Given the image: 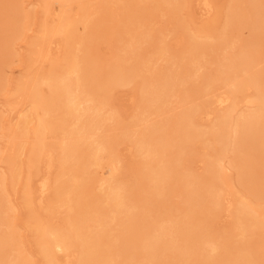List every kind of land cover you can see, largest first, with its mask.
<instances>
[{
    "label": "bare ground",
    "instance_id": "1",
    "mask_svg": "<svg viewBox=\"0 0 264 264\" xmlns=\"http://www.w3.org/2000/svg\"><path fill=\"white\" fill-rule=\"evenodd\" d=\"M116 2L124 7V30L134 23L137 28L136 35L127 39L125 57L108 70V65L95 61L92 54L99 23L88 14L87 3L42 1L46 21L31 54L48 61L61 45L65 55L55 60L48 72L38 69L24 76L15 90L17 96L27 97L31 110L18 112L17 122L9 127L10 149L0 150V161L10 152L3 159L9 166L10 182L8 176L0 174V264H35L19 245L10 215L15 207L5 190L7 182L16 186L21 180L22 164L18 160L27 142L20 140V131L33 136L27 167H47V173L37 182V202L44 206L46 195L52 191V204L59 203L67 210L61 226L33 217L36 248L46 264H61V254L75 260L67 264H161L163 255L171 259L162 264H264V210L256 203L264 200V50L259 46L264 42V0H232L224 18L225 29L248 27L252 40L244 42L237 53L229 52L219 62L217 75H202L203 86L189 80L197 78L192 66L198 65L201 57L214 59L219 50L230 49L233 43L224 33L213 34L211 28L191 33L188 25L180 23L187 48L174 62H180L183 71L166 68L143 79L139 120L143 122L151 112L165 113L169 99L178 96L180 86L187 85L189 96L180 98L182 108L173 119L146 123L135 137L128 136L139 158L134 168L136 189L118 178L116 138L113 142L105 132L97 133L106 130L104 122L108 120L101 118V106L109 104L116 87L131 85L143 77V69L152 62L137 45L155 39L144 31V22L161 7L167 9L166 14L178 17L185 0ZM75 3H80L83 10L78 20L71 19L67 10ZM28 7L33 4L28 2ZM106 9L102 7L103 12ZM201 10L202 17H209L213 2L202 0ZM55 14L57 22L50 26L48 19ZM30 17L23 0H0V92L8 84V68L16 55L14 44L30 30ZM81 26L84 34L79 33ZM52 36H60L62 42L54 43ZM168 51L163 44L157 48L160 59ZM216 81L224 85L225 93L213 91ZM211 90V101L192 100ZM251 90L254 110L236 114L241 101L250 99ZM112 119L114 112L109 117ZM205 119L209 125L202 124ZM49 135L59 136L54 144L47 142ZM198 146L205 152L201 174L186 164ZM230 154L233 158L227 165ZM55 166L57 177L52 181L49 172ZM231 167L237 171V183L249 192L248 199L234 195V203L230 202L234 194L228 173ZM30 177L23 193L28 207L34 202ZM173 192L182 199L177 218L166 200ZM220 208L235 221L225 232L227 236H216L209 230ZM152 212H157L155 217L150 216Z\"/></svg>",
    "mask_w": 264,
    "mask_h": 264
},
{
    "label": "rangeland",
    "instance_id": "2",
    "mask_svg": "<svg viewBox=\"0 0 264 264\" xmlns=\"http://www.w3.org/2000/svg\"><path fill=\"white\" fill-rule=\"evenodd\" d=\"M42 1L43 0H28V2H31L33 4V7L29 9L27 0H23L26 12L31 15L30 19L27 21L30 30L26 32L25 36L21 40L15 42L14 44L16 55L13 59L14 63L8 68V84L6 90L0 92V108L2 109L0 110V114L2 116V127L0 128V150H2L1 148L4 147L10 149V146L8 147V145H10L8 137L9 127L17 122L16 116L18 115V112L23 110V113H26L31 110L29 108L27 97L16 95L15 90L19 86L22 78L30 73L35 72L38 69H40L39 71L41 72H48L51 66H53L54 61H60L65 55V49L61 45L59 47L57 46L58 48L51 53L50 60L48 61H44L39 57L31 54L32 49L34 48L33 44L39 40L41 25L46 21ZM82 1L87 3L88 14L91 15L92 19H98L99 23L98 29H95L97 38L94 42V49L92 51L93 57L95 58L94 60L105 66L108 65L109 70V66L114 64L117 60L125 57L124 52L130 41H127V39H132L131 36L136 35L135 30L137 27L135 26H137V24L134 23L133 25H131L132 29L128 28L125 29L126 31L124 30L122 24L125 20V13L123 11L124 7L122 3L116 2V0ZM201 1L202 0H185V3L181 6L182 9L180 10L178 17L175 15L171 16L166 14L167 9L161 7L162 9L160 8L151 18H149V20H146L144 22V31L155 39L152 42L145 43V41H143L137 45L141 48L140 51L144 54L146 53L147 58H150L153 63L151 62L147 68L143 69V77H138L133 84L124 87H116V89L112 92V97L109 104L106 106H101V118L108 120L104 122L106 130L98 131L97 133L101 134L105 132L104 136H108V140L113 142L116 138L117 145L115 143L114 147L118 150L117 153L120 160V163L118 164V178L127 183L130 188H137L138 180L134 174V168L135 163L137 162L136 159L138 160L139 158H137V155L135 154L136 147L134 144H132V141L129 137H135L136 134H138L146 125V123L148 125H151L152 123L155 124L160 121L173 119L174 116H176L175 113L177 112L178 114V112L181 111L182 103L180 102V98L189 96L188 93L186 95V92H188L187 85L180 86L179 88L181 90L178 93V96L175 95L176 97L174 96L173 98L169 99L168 104L166 105L167 110L165 113L151 112L150 115H147L145 117V120L143 118V122L139 120L141 112L138 109V98L140 95V84L142 83L143 79H150L153 76V74L150 73L161 70L165 71L167 70L166 68H172L176 73H181L183 71V68L181 69V63L176 61L174 62V60H176L175 57L181 55L187 48L186 38L184 37L181 29H179L180 23L182 22L183 24L188 25V30L190 29L189 31L191 33H195L196 31L201 29L211 28L213 34L224 33L228 42L233 43L230 49L223 48L219 50L216 53L214 59L209 56L201 57L199 61H196L199 66H192V70L193 72H195L197 78L189 80H192L194 83H199V85L202 86V83H204V79L202 80L201 78L202 75L207 74L211 77H213L212 75H217L220 71L219 62L229 52L237 53L244 42L252 40L251 31L248 27H243L239 30L225 29L224 18L228 6L232 2V0H211L214 5V11L209 17H202ZM56 7H58V5ZM102 7L107 8L105 12L102 11ZM164 7L167 8L166 5H164ZM242 8L245 9L246 6L242 5ZM67 10L71 19L74 20H78L83 15V10L80 3L73 4ZM52 16L48 19V24L50 26L51 23L55 24L57 22L58 15L55 14L56 17L54 15ZM118 32L122 34L118 35ZM79 33L84 34L82 26L80 27ZM116 35L119 38H117ZM50 40L54 41V43L62 42V38L60 36H52ZM161 44H163L169 50L167 52V56L163 57V59H160L159 54L157 53V48L159 45L161 46ZM56 45L54 44L52 49H54ZM259 46L264 50V42ZM213 91L219 94L225 93L226 88L220 81H216ZM213 91L211 90V92H208L205 95L203 94L201 96H198L192 100L197 103H207L211 101L212 98L210 94H212ZM248 93L250 95V99L241 101L237 110L238 112H236V114H241L244 111L250 109L254 110L255 106L250 102V100H252L251 97L253 95V91L251 90ZM112 112L115 113V119L109 120ZM209 123L210 122L207 121V119H205L204 122L202 121V124L204 126L209 125ZM33 126L34 124L31 127ZM19 136L21 141L27 142V146L23 150V155L18 160L22 164V169L20 171L21 180L16 186H14L15 184H8V182H10V179L8 174L9 172H7V169L9 170V168L7 167L9 166L3 161L5 160V158H8L10 152H6L5 155H2L3 157L2 161H0V167L3 170L0 171V174L1 176H5V178L8 176L7 179L9 181L7 182V188L5 187V190H7L9 199L12 201L15 207V211H13L10 215L12 216V218H14V227L17 228L16 232H18V236L20 237L19 245L21 246V248H23L24 254L29 255L35 264H46L45 260L38 253L36 248V238L33 229V217L37 216V218H42L44 222H50L53 225L56 224L57 226H61L63 225V220L65 219L67 210L59 203L52 204L54 202L52 199V191H50L46 195L44 206H40L39 202H37V182L41 175L47 173V167L44 164H40L32 169H29L27 167L26 163L28 158V148L33 141V136L31 133L25 134L22 131H20ZM55 137L59 136L49 135L47 137V142L49 144H54L57 140L55 139ZM198 147L195 154L186 164L188 167L192 168V170H195V172L201 174L205 168V165L202 163V158L205 155V152L204 150H202L203 148L201 146ZM230 155H228V158L226 159L227 165L233 158V154ZM104 157L107 158V155L104 154ZM1 172L4 173L2 174ZM228 173L230 174L231 182L234 185V194L230 196V202L234 203L236 195L238 197L240 196L248 199L250 196L249 192L244 190L237 183V171L231 167L229 168ZM29 175H31V188L34 197V202L30 207L25 205V201L23 199V193L26 190V184L28 182ZM49 175L51 180L54 181L57 177L56 166L51 170V172H49ZM106 176H108V174ZM94 189L96 193H99L98 186H94ZM179 197L180 196L178 193L173 192L168 195L166 199L171 208L172 216L176 218L179 215L178 208L182 207V199L181 197ZM256 203L260 205L264 210V200H260ZM48 207H50L51 209L48 210ZM216 211L218 212V214L215 216V220L209 223V230H211L216 236H227L225 232L234 224L235 221L231 218L232 216H230L229 213L224 212L223 210L221 211V208L217 209ZM34 212L35 214H33ZM156 214L157 212H152L150 216L155 217ZM255 232L257 233V230H255ZM114 234L116 235L117 233L115 232ZM262 235L264 236V232ZM255 246H257V243H254V247ZM262 255V261L264 262V253ZM59 258L61 264H67L69 261L73 263L75 261L69 254H61ZM170 259L171 258L169 255H163L160 261L164 263L167 261L169 262Z\"/></svg>",
    "mask_w": 264,
    "mask_h": 264
}]
</instances>
